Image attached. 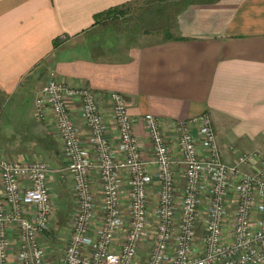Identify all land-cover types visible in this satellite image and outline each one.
<instances>
[{
  "label": "built area",
  "instance_id": "1",
  "mask_svg": "<svg viewBox=\"0 0 264 264\" xmlns=\"http://www.w3.org/2000/svg\"><path fill=\"white\" fill-rule=\"evenodd\" d=\"M74 97L80 99L79 118L88 128V138L69 108L68 100ZM107 97L112 125L104 120L97 96L89 87L68 86L56 78L42 86L35 101L36 115L39 120L52 121L66 165L54 169L45 161L0 155V264H49L42 239L51 228L56 205L48 176L61 171L73 182L75 207L72 234L60 264H264L262 148L234 149L235 161L228 162L207 113L168 122L147 113L143 123L153 157L145 161L146 148L136 133L125 96L113 91ZM113 126L117 143L110 136ZM147 165L154 171L148 172ZM181 165L186 184L178 203L174 173ZM94 171L103 187L99 205L90 182ZM121 172L130 174L129 215L120 202ZM154 181L160 184L155 224L149 219L147 191ZM205 196H209L208 220L203 246H199V203ZM156 221L150 253L139 259L140 247ZM13 229L16 235H12Z\"/></svg>",
  "mask_w": 264,
  "mask_h": 264
},
{
  "label": "crops",
  "instance_id": "2",
  "mask_svg": "<svg viewBox=\"0 0 264 264\" xmlns=\"http://www.w3.org/2000/svg\"><path fill=\"white\" fill-rule=\"evenodd\" d=\"M139 1L0 0V123L5 117L10 122L0 127V155L14 160L54 159V169L65 166L62 141L52 121L36 115V97L50 78L93 90L104 120L111 125L107 94H123L137 135L148 143L145 156L151 151L143 123L147 113L166 122L188 121L207 113L223 158H232L228 162L236 158L233 150L238 147L233 142L245 148L243 152L256 146L263 149L264 0H227L220 12L207 10L204 24L188 25L192 33L184 36L132 45L113 42L115 34L104 32L96 17ZM155 1L176 6L184 0ZM197 6L201 7L192 6L191 14L205 8V4ZM26 93L33 94V115L31 123L22 121L21 126L13 119L20 105L14 100ZM68 101L88 138V128L79 118L80 99ZM113 128L110 136L117 143ZM227 147L230 152H225ZM68 181L65 171L48 176V188L57 203L56 182L68 189Z\"/></svg>",
  "mask_w": 264,
  "mask_h": 264
},
{
  "label": "rangeland",
  "instance_id": "3",
  "mask_svg": "<svg viewBox=\"0 0 264 264\" xmlns=\"http://www.w3.org/2000/svg\"><path fill=\"white\" fill-rule=\"evenodd\" d=\"M183 4L176 5V6H167L161 5L155 0H141L139 2H135L133 4L125 5L121 8H117L114 12L106 14L101 20V27L103 31L108 33L115 34L114 38H112L113 42L119 41L123 42L124 45H132L133 43H145L148 41H155L164 38H172L179 35H187L188 33L191 34L192 31L188 32V25L191 23H202L204 24L208 18L207 10L209 12L212 11L213 8L219 10L222 5L227 4V0H199L197 4L187 3V0L182 1ZM205 8L202 9L199 13L200 14H191L190 11L192 6L195 5L196 7H201L197 5H204ZM201 9V8H200ZM200 9H197L200 10ZM196 11V12H197ZM219 16V13H218ZM103 32V33H104ZM122 34V35H121ZM115 40V41H114ZM109 45H112L109 41ZM122 45V46H124ZM45 83V82H44ZM43 83V84H44ZM37 88H34L36 91ZM24 94V93H23ZM21 100L17 99L14 100L16 104H20L16 110V114L18 117L14 116V120L17 119L18 124L23 126L22 121L26 122L25 124L28 125L30 122V116L33 115V108H34V101H33V94L26 93L22 97ZM8 111V110H7ZM4 112V114H8L9 112ZM16 121V122H17ZM10 123L9 118L5 117L2 119L0 123V127ZM31 123V122H30ZM149 140V145L151 146V140ZM143 145H147L148 143L142 142ZM232 146H237L236 148L240 151H245V148H241L239 143L233 142L231 143ZM233 148V147H231ZM148 149V147H147ZM224 150V149H223ZM62 151V146H61ZM149 151V150H148ZM230 152L229 148L227 147V151ZM63 153V152H62ZM150 154L146 153L145 161L152 160V152L149 151ZM65 158V157H64ZM66 160V159H65ZM232 158H228V161H231ZM32 161H45L51 165L52 168H55L54 162L56 160L48 159V158H36L32 159ZM227 161V160H226ZM260 161H264V147L260 154ZM57 164V163H56ZM60 164V160H59ZM66 165V164H65ZM253 168V167H252ZM148 172H153L154 168L152 166L147 165ZM250 170V169H246ZM68 179V177H67ZM120 191H121V204L124 206L125 212L129 215V204H130V185L129 179L130 174L128 172H121L120 174ZM174 179L176 183V191L175 197L176 201L180 203L183 199L185 193V184H186V172L185 167L183 165L175 167ZM90 182L93 184V194L97 205L102 202L103 198V187L100 184L99 176L97 172H91L90 174ZM72 180L68 181V189L66 188V184L63 185L62 183H57L55 185V208L53 213V218L51 219V228L48 229L44 237L42 239V245L47 253L48 262L49 264H60V258L64 254L66 250V246L69 242V239L72 234V226L73 222L71 221V217H73V211L75 207V195L72 188ZM238 183H234V187L231 193V202H230V214H229V224L231 225L233 222L234 217V206H235V196H236V187ZM148 214L149 219L152 220L153 224H155V218L158 212L159 207V192H160V184L157 181L148 185ZM208 197L205 196L204 201L199 203V215L197 221V239L196 243L199 246H203L204 241V232L205 226L208 220ZM178 217L180 215V211L178 210ZM73 214V215H72ZM178 220V218H177ZM178 222V221H177ZM157 228V221L156 225H151L149 228V237L145 239V242L142 244L139 250L138 257L139 259H144L151 250V247L154 242V233L156 232L155 229ZM123 238H120L122 241Z\"/></svg>",
  "mask_w": 264,
  "mask_h": 264
},
{
  "label": "trees",
  "instance_id": "4",
  "mask_svg": "<svg viewBox=\"0 0 264 264\" xmlns=\"http://www.w3.org/2000/svg\"><path fill=\"white\" fill-rule=\"evenodd\" d=\"M123 6H117V7H113V8H110L109 10H107L106 12H103L102 14H100L99 16L96 17V23H100L102 18L106 15V14H109L111 12H114L117 8H121Z\"/></svg>",
  "mask_w": 264,
  "mask_h": 264
}]
</instances>
